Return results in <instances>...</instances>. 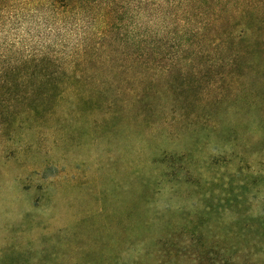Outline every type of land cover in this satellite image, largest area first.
<instances>
[{"label":"rangeland","instance_id":"rangeland-1","mask_svg":"<svg viewBox=\"0 0 264 264\" xmlns=\"http://www.w3.org/2000/svg\"><path fill=\"white\" fill-rule=\"evenodd\" d=\"M83 28L2 35L77 79L0 116V264H264V102L241 105L223 54L95 52Z\"/></svg>","mask_w":264,"mask_h":264},{"label":"trees","instance_id":"trees-1","mask_svg":"<svg viewBox=\"0 0 264 264\" xmlns=\"http://www.w3.org/2000/svg\"><path fill=\"white\" fill-rule=\"evenodd\" d=\"M35 15H41L50 31L80 26L95 29V35L83 34V40L95 39V52L106 51L112 40H121L135 43L136 53L160 55L165 51L160 45L165 38L171 44L169 53L223 54L221 75L226 70L229 75L237 71L243 78L241 105L264 102L263 78L257 73L264 71V0H0V116L21 115L7 103L56 100L76 82V74L66 72L48 48L33 54L2 36L6 26L25 24ZM193 43L196 49L191 48ZM95 52L84 49L85 54ZM129 52L123 49V53ZM176 233L158 241L157 246L172 251L180 237ZM260 235L264 238V231ZM197 238L200 248L208 247V237ZM211 244L223 243L216 240ZM261 245L264 247V239Z\"/></svg>","mask_w":264,"mask_h":264}]
</instances>
